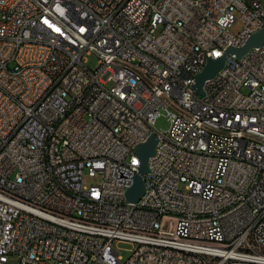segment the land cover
I'll use <instances>...</instances> for the list:
<instances>
[{
    "label": "built area",
    "instance_id": "1",
    "mask_svg": "<svg viewBox=\"0 0 264 264\" xmlns=\"http://www.w3.org/2000/svg\"><path fill=\"white\" fill-rule=\"evenodd\" d=\"M262 29L264 0H0V264H264V43L193 89Z\"/></svg>",
    "mask_w": 264,
    "mask_h": 264
},
{
    "label": "water",
    "instance_id": "2",
    "mask_svg": "<svg viewBox=\"0 0 264 264\" xmlns=\"http://www.w3.org/2000/svg\"><path fill=\"white\" fill-rule=\"evenodd\" d=\"M264 43V29L260 30L257 33L251 35L242 46H230L227 48L224 56L219 58H209L204 69L197 74L196 83L193 86V89L199 94L204 95V85L208 79H213L219 70H221L229 55H236L237 58L245 55L251 48L256 46H261ZM216 56H219L220 53H215ZM158 138L155 133H153L150 138L145 142L140 144L136 153L139 156V160L135 159V163L140 161V166L138 168L139 172L134 177V182L131 188L127 192V198L131 201H138L145 190L144 184V175L148 172V162L150 157L154 153L155 146L157 144Z\"/></svg>",
    "mask_w": 264,
    "mask_h": 264
},
{
    "label": "rangeland",
    "instance_id": "3",
    "mask_svg": "<svg viewBox=\"0 0 264 264\" xmlns=\"http://www.w3.org/2000/svg\"><path fill=\"white\" fill-rule=\"evenodd\" d=\"M243 27H244V23L240 19L231 26L230 31L234 34H238L243 29ZM87 57H88V66H90V68H92V69L96 68L98 65L97 57L95 55H90ZM108 85H110V84H108ZM154 127H155V129H157L160 132L166 131L170 127V121L168 120L167 116L165 114H163L162 116H160L157 119ZM84 179H85V182L88 184H91V183L92 184H99L102 180V177H101V175H97L95 177H92L86 173ZM113 247L118 252V254L123 257L124 260H127L131 256L132 249L134 246H133V244H131L129 242L115 241L113 244ZM8 264H18L17 257H15V256L10 257Z\"/></svg>",
    "mask_w": 264,
    "mask_h": 264
}]
</instances>
